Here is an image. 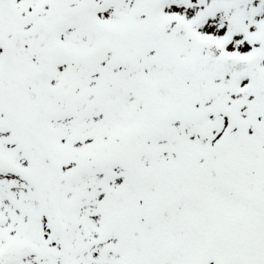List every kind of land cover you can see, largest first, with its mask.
I'll return each mask as SVG.
<instances>
[{"label": "snow or ice", "instance_id": "obj_1", "mask_svg": "<svg viewBox=\"0 0 264 264\" xmlns=\"http://www.w3.org/2000/svg\"><path fill=\"white\" fill-rule=\"evenodd\" d=\"M0 264H264V0H0Z\"/></svg>", "mask_w": 264, "mask_h": 264}]
</instances>
